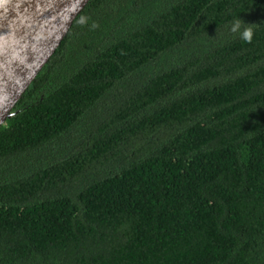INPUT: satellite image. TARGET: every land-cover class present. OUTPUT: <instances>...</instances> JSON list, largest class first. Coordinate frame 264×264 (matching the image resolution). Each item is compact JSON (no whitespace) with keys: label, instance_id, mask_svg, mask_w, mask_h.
I'll list each match as a JSON object with an SVG mask.
<instances>
[{"label":"trees","instance_id":"16d2710c","mask_svg":"<svg viewBox=\"0 0 264 264\" xmlns=\"http://www.w3.org/2000/svg\"><path fill=\"white\" fill-rule=\"evenodd\" d=\"M0 264H264V0H87L0 124Z\"/></svg>","mask_w":264,"mask_h":264},{"label":"water","instance_id":"95a60500","mask_svg":"<svg viewBox=\"0 0 264 264\" xmlns=\"http://www.w3.org/2000/svg\"><path fill=\"white\" fill-rule=\"evenodd\" d=\"M87 0L0 3V124Z\"/></svg>","mask_w":264,"mask_h":264},{"label":"clouds","instance_id":"9594fccd","mask_svg":"<svg viewBox=\"0 0 264 264\" xmlns=\"http://www.w3.org/2000/svg\"><path fill=\"white\" fill-rule=\"evenodd\" d=\"M0 3H3V0H0ZM239 22H236V24L233 25L232 27V31L235 32L237 31V29L239 28ZM241 38L245 41V42H251L252 39V31L250 28H245L244 31L241 33ZM3 98L0 97V100H2Z\"/></svg>","mask_w":264,"mask_h":264}]
</instances>
